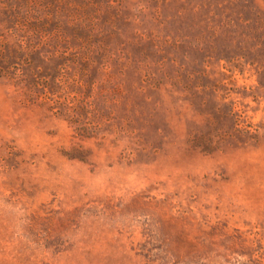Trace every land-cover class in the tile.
<instances>
[{
	"label": "rangeland",
	"instance_id": "obj_1",
	"mask_svg": "<svg viewBox=\"0 0 264 264\" xmlns=\"http://www.w3.org/2000/svg\"><path fill=\"white\" fill-rule=\"evenodd\" d=\"M27 44L0 264H264V0H0L7 60Z\"/></svg>",
	"mask_w": 264,
	"mask_h": 264
},
{
	"label": "trees",
	"instance_id": "obj_2",
	"mask_svg": "<svg viewBox=\"0 0 264 264\" xmlns=\"http://www.w3.org/2000/svg\"><path fill=\"white\" fill-rule=\"evenodd\" d=\"M1 46V45H0ZM33 53V48L31 46H29V44H27L26 46H22L19 49H15L14 51H12V53H10V61L7 60V57L5 55V52H2V49L0 48V76H5V77H9V69L13 68L16 69L18 66V63L22 61L23 64H27L29 66H31L30 61L25 58V56H28L30 54ZM34 78V77H33ZM55 80V79H54ZM26 80L21 79L19 83L25 84ZM42 82V85L44 88L48 87V81H42V79H38L37 77H35V79H33L32 81H29V85H40V83ZM74 124H77V121H73ZM239 124H237L235 122V126L233 127V130L237 133H242V134H248L249 130H246L247 128H249V126H246V129H239L238 126ZM86 129L83 128H76V131L79 133V135H83V136H87L86 135Z\"/></svg>",
	"mask_w": 264,
	"mask_h": 264
}]
</instances>
